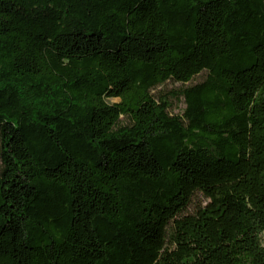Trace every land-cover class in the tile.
Masks as SVG:
<instances>
[{"label": "trees", "instance_id": "trees-1", "mask_svg": "<svg viewBox=\"0 0 264 264\" xmlns=\"http://www.w3.org/2000/svg\"><path fill=\"white\" fill-rule=\"evenodd\" d=\"M0 264H264V0H0Z\"/></svg>", "mask_w": 264, "mask_h": 264}, {"label": "rangeland", "instance_id": "rangeland-1", "mask_svg": "<svg viewBox=\"0 0 264 264\" xmlns=\"http://www.w3.org/2000/svg\"><path fill=\"white\" fill-rule=\"evenodd\" d=\"M169 87H172L171 85H169ZM116 100H109V102H115ZM179 107H183L182 105H180ZM177 112V110H176Z\"/></svg>", "mask_w": 264, "mask_h": 264}]
</instances>
